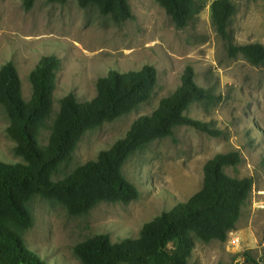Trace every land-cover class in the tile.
<instances>
[{
    "label": "rangeland",
    "instance_id": "374dc122",
    "mask_svg": "<svg viewBox=\"0 0 264 264\" xmlns=\"http://www.w3.org/2000/svg\"><path fill=\"white\" fill-rule=\"evenodd\" d=\"M216 0H196L200 13L185 29H178L157 0H128L133 17L116 23L97 7L83 9L77 0L66 4L37 0L26 11L22 0H0V70L12 63L19 74L23 97L33 94L31 74L47 57L60 66L54 107L42 130L48 144L61 101L74 94L79 102L97 96V82L112 71L138 72L152 66L158 83L151 100L132 113L86 133L72 161L60 166L52 181H61L77 168L96 161L125 137L135 121L151 116L161 100L173 95L188 68L197 85L215 95L209 103L193 105L188 115L221 132L212 137L190 127L174 137L155 141L139 151L123 172L139 192L129 204L101 203L88 214L71 216L54 200L34 197L28 208L33 227L23 233L28 248L46 264H81L77 245L98 235L113 243L138 239L144 225L178 203H187L204 184L205 164L218 154L237 152L241 162L226 169L234 178H250L253 190L226 242L204 243L193 236L189 264H255L264 251V67L242 56L231 58L227 42L212 19ZM236 14L229 31L235 44L264 46V0H235ZM10 119L0 105V160L24 163L10 137ZM237 240V244L233 241Z\"/></svg>",
    "mask_w": 264,
    "mask_h": 264
},
{
    "label": "trees",
    "instance_id": "16d2710c",
    "mask_svg": "<svg viewBox=\"0 0 264 264\" xmlns=\"http://www.w3.org/2000/svg\"><path fill=\"white\" fill-rule=\"evenodd\" d=\"M26 11L37 0H22ZM66 4L68 0H47ZM83 9L97 7L102 15L116 23H124L133 15L128 0H77ZM178 29L188 27L201 8L196 0H157ZM235 0H216L212 5L213 24L227 42L231 58L242 56L255 67H264V46L237 45L229 31L236 14ZM59 60L44 58L31 74L33 94L23 97L16 67L4 65L0 70V105L10 119L8 133L16 142V154L24 163L0 160V264H46L32 252L23 233L33 227L28 205L36 197L54 200L71 216H83L101 203L129 204L137 200L138 189L127 180L123 169L139 151L155 141L174 137L176 129L190 127L212 137L221 132L210 124L188 115L195 104L209 103L215 95L201 88L195 72L188 68L177 91L161 100L151 115L134 122L124 138L96 161L77 168L61 181H52L63 164L72 161L83 136L107 123H112L148 103L158 83V72L152 66L141 71L110 72L97 82V96L79 102L74 94L61 101L59 114L52 126L48 144L41 146L40 137L46 128L53 107ZM241 162L235 153L218 154L204 167L203 188L187 203H178L144 225L138 239L113 243L110 236L98 235L75 248L81 264H189L193 236L204 243L226 242L249 200L253 181L238 179L226 169ZM264 264V251L261 263Z\"/></svg>",
    "mask_w": 264,
    "mask_h": 264
},
{
    "label": "built area",
    "instance_id": "2783aa9c",
    "mask_svg": "<svg viewBox=\"0 0 264 264\" xmlns=\"http://www.w3.org/2000/svg\"><path fill=\"white\" fill-rule=\"evenodd\" d=\"M233 243H234V244H237V240H234Z\"/></svg>",
    "mask_w": 264,
    "mask_h": 264
}]
</instances>
